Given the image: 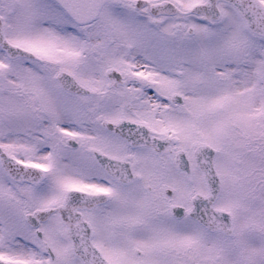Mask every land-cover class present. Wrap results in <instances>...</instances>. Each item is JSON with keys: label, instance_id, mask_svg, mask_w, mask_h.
I'll return each instance as SVG.
<instances>
[{"label": "snow or ice", "instance_id": "obj_1", "mask_svg": "<svg viewBox=\"0 0 264 264\" xmlns=\"http://www.w3.org/2000/svg\"><path fill=\"white\" fill-rule=\"evenodd\" d=\"M0 264H264V0H0Z\"/></svg>", "mask_w": 264, "mask_h": 264}]
</instances>
